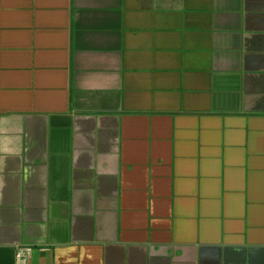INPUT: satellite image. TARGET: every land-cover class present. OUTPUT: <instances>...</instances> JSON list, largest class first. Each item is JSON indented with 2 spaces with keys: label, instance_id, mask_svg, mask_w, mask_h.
I'll return each mask as SVG.
<instances>
[{
  "label": "crops",
  "instance_id": "obj_1",
  "mask_svg": "<svg viewBox=\"0 0 264 264\" xmlns=\"http://www.w3.org/2000/svg\"><path fill=\"white\" fill-rule=\"evenodd\" d=\"M0 264H264V0H0Z\"/></svg>",
  "mask_w": 264,
  "mask_h": 264
},
{
  "label": "built area",
  "instance_id": "obj_2",
  "mask_svg": "<svg viewBox=\"0 0 264 264\" xmlns=\"http://www.w3.org/2000/svg\"><path fill=\"white\" fill-rule=\"evenodd\" d=\"M31 253H32V248L20 247L17 249L16 258L19 263H26L30 258Z\"/></svg>",
  "mask_w": 264,
  "mask_h": 264
}]
</instances>
